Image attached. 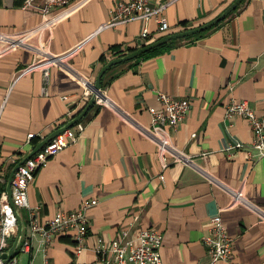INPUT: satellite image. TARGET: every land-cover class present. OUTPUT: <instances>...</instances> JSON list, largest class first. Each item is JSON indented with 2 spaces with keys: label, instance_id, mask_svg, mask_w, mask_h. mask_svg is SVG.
<instances>
[{
  "label": "crops",
  "instance_id": "obj_1",
  "mask_svg": "<svg viewBox=\"0 0 264 264\" xmlns=\"http://www.w3.org/2000/svg\"><path fill=\"white\" fill-rule=\"evenodd\" d=\"M119 1L74 0L54 12L47 28L34 11L20 8L21 0H0V173L5 183L40 141L85 108L91 97L83 99V82L94 83L116 58L114 52L207 23L234 0H173L160 16L169 31L158 33V19L152 18L145 44L140 21L105 27ZM213 27L199 39L176 40L161 54L136 57L104 73L100 88L108 103L88 108L80 120L83 132L47 160L27 190L29 209L41 225L84 200L94 201L87 212L86 249L77 253L71 236L59 234L44 245L35 235L29 251H23L29 209H19L16 264H88L96 258L97 239H132L146 229L162 237V264H208L203 238L214 215L232 238L234 264H264V156L233 147L248 146L253 135L245 119L225 115L231 101H245L264 116V0H243ZM19 38L24 43H17ZM71 50L49 67L47 77L41 68L25 70L41 53ZM159 94L189 101L184 121L168 130L170 147L190 158L188 166L167 156L171 163L162 169L156 145L147 137V109L159 108ZM29 134L35 138L28 140ZM16 235L6 241L5 251Z\"/></svg>",
  "mask_w": 264,
  "mask_h": 264
},
{
  "label": "built area",
  "instance_id": "obj_2",
  "mask_svg": "<svg viewBox=\"0 0 264 264\" xmlns=\"http://www.w3.org/2000/svg\"><path fill=\"white\" fill-rule=\"evenodd\" d=\"M172 1L152 5L151 0H121L111 10L110 19L105 27H115L132 21H140L143 28L139 38L142 44L148 43L147 22L152 18L158 19V33L169 31L167 22L160 16ZM72 2L70 0H21L20 8L34 11L40 16L42 26L48 28L52 24L54 12L66 10ZM16 42L24 43L22 38H19ZM72 52L73 50L58 56L41 53L37 61L25 70L33 71L41 68L44 76L47 77L49 67L63 62ZM82 97L84 100L93 97L94 103L99 106L108 103L105 90L100 87L95 89L94 83L90 81L83 82ZM159 103V108L150 107L147 109L150 115L147 137L156 145L161 168L166 169L170 165L171 162L167 160V156H170L172 163L188 166L191 162L190 158L176 154L170 147L168 130H175L184 121L189 110V101L167 94H159ZM225 115L226 118L239 116L245 119L253 135V140L248 146L235 143L233 147L235 149L246 148L248 151L256 152L260 157L264 156V116L256 114L245 101H231L225 107ZM83 130L84 126L80 121L75 123L72 127L56 135L17 168L11 180V198L17 210L29 209L27 190L37 171L49 158L75 142L76 133H81ZM34 138V134L28 135V140ZM159 178L163 180L162 175ZM4 184L5 177L0 173V257L5 252L6 241L14 236L17 231L15 215L8 203L5 192L1 190V186ZM93 205H95L94 201L84 200L76 210L68 213H57L44 225L37 222L35 212L29 209L28 224L30 232L28 240L22 244L23 251H29V240L35 235H39L40 244L44 245L59 234H69L71 236V239L77 243V253L86 249L83 240L87 233V212ZM123 240L122 236L108 242L97 239V244L93 248L96 258L88 264H162L160 257L162 237L156 230H140L134 238ZM203 242L209 256L208 264H215L217 261L234 264L232 261V238L227 234L219 215H214L209 219L208 234L203 238ZM0 264H16V259L11 258L6 263L0 261ZM44 264L49 263L45 262Z\"/></svg>",
  "mask_w": 264,
  "mask_h": 264
},
{
  "label": "water",
  "instance_id": "obj_3",
  "mask_svg": "<svg viewBox=\"0 0 264 264\" xmlns=\"http://www.w3.org/2000/svg\"><path fill=\"white\" fill-rule=\"evenodd\" d=\"M243 0H234L231 4H229V6L226 7V9L221 12V14H219L216 18H214L213 20L204 23L202 25H199L195 28H191V29H185L179 33H173V34H168L165 36L160 37L159 39L147 44V45H142L141 47L135 49L133 52L126 54L122 57L119 58H115L111 61H109L108 63H106L101 70L98 72L96 79L94 81V88L98 89L100 87V79L101 77L104 75V73L113 65L116 64H120V63H124V62H128L130 60L135 59L136 57L152 50L155 49L169 41H173V40H180V39H184L190 36H193L195 34L204 32L206 30H208L209 28H212L213 26L217 25L219 22H221L222 20H224L231 12H233L236 7L238 5H240V3ZM94 104V98L91 97L90 100L88 101L87 105L85 106V108L75 117L73 118L71 121H69L66 125L62 126L61 128H59L57 131L53 132L50 136H48L47 138L43 139L42 141H40L36 147L34 148V150L32 152H30L23 160H21L20 162H18L10 171V173L7 176L6 179V183H5V194L7 196V200L8 203L10 205V207L13 210V213L15 215L16 218V223H17V235L14 239V242L12 244V246L5 251L1 257H0V261L1 263H6L8 260H10L14 254V250L19 242L20 236H21V231H22V222L21 219L18 215V211L17 209L14 207L13 203H12V198H11V180H12V176L14 174V172L17 170V168L22 165L28 158H30L32 155H34L37 151H39L44 145H46L50 140H52L56 135L60 134L62 131H64L65 129L72 127L75 123L79 122L84 115L86 114L88 108Z\"/></svg>",
  "mask_w": 264,
  "mask_h": 264
},
{
  "label": "trees",
  "instance_id": "obj_4",
  "mask_svg": "<svg viewBox=\"0 0 264 264\" xmlns=\"http://www.w3.org/2000/svg\"><path fill=\"white\" fill-rule=\"evenodd\" d=\"M70 1H74V0H70ZM236 10V9H235ZM234 10V11H235ZM233 11V12H234ZM233 12H231V13H233ZM230 13V14H231ZM229 14V15H230ZM220 23V22H219ZM218 23V24H219ZM217 24V25H218ZM212 28H214V27H212ZM212 28H209L208 30H206V31H204V32H201V33H198V34H195V35H193V36H190V37H187V38H184L183 40H190V41H193V40H196V39H199V38H201V37H203L209 30H211ZM186 29V28H185ZM184 29V30H185ZM176 43V40H173V41H169V42H167V43H165V44H163V45H161V46H159V47H157V48H155V49H152V50H150V51H148V52H146V53H144V54H142V55H140V56H138L136 59H145V58H149V57H151V56H154V55H157V54H161V53H163L167 48H170L171 46H173L174 44ZM135 49H129V50H126V52H114V57H116V58H119V57H122V56H124V55H126V54H129V53H131V52H133Z\"/></svg>",
  "mask_w": 264,
  "mask_h": 264
}]
</instances>
